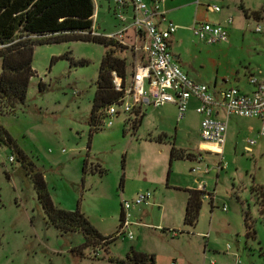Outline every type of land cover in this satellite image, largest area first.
<instances>
[{
  "label": "rangeland",
  "instance_id": "obj_1",
  "mask_svg": "<svg viewBox=\"0 0 264 264\" xmlns=\"http://www.w3.org/2000/svg\"><path fill=\"white\" fill-rule=\"evenodd\" d=\"M245 1L253 5L256 0ZM93 2L97 32H113L118 25L113 0ZM255 24H233L225 49H207L209 44L193 38L191 54L203 49L197 56L207 63L202 69L207 77L216 69L221 75L230 67H246L250 78L260 79L264 33L255 32ZM105 50L103 44L88 41L36 45L35 74L24 103L14 110L0 104V124L27 159L0 141V264H119L108 257L123 259L132 251L152 255L154 264H264V137H257L258 121L229 117L219 171L213 153H202L200 162L192 159L200 143L194 102L177 132L166 137L149 134L155 112L136 127L131 113L112 118L111 126L104 116L90 133L95 81ZM66 52L88 64L71 66L59 57ZM115 54L127 62V84L132 54L119 46ZM251 138L255 144L247 150ZM170 145L188 158L169 163ZM95 167L102 173L92 171ZM34 171L42 174L57 207L78 209L102 235H116L115 240L79 249L84 242L80 231L61 232L48 220L34 189ZM198 185L209 195L202 197L196 223L185 225V189ZM140 191H150L153 198L131 205L126 211L130 226L120 234L122 202H131Z\"/></svg>",
  "mask_w": 264,
  "mask_h": 264
},
{
  "label": "built area",
  "instance_id": "obj_2",
  "mask_svg": "<svg viewBox=\"0 0 264 264\" xmlns=\"http://www.w3.org/2000/svg\"><path fill=\"white\" fill-rule=\"evenodd\" d=\"M164 1L113 0L114 16L118 21L117 28L105 35L92 28L93 35L103 36L117 46L127 49L134 60L129 83L126 84L115 72L112 73L114 88L123 91V96L117 103L104 108L102 112L109 118L107 125L111 126L112 118L121 113L133 114L137 111V115L140 116L143 106L155 108L172 103L176 105L177 116L181 119L188 109L190 99L195 98L198 101L195 111L200 116V146L193 159L200 162L203 160L202 153H213L218 158L216 170L219 171L223 168L221 155L226 142L230 116L258 119L257 137H264V74L260 80L249 79V82L255 86V89L249 93L242 92L237 87H229L215 94L207 84L189 78L170 52V40L177 26L167 20L165 11L162 10ZM208 8L213 11L220 10L216 5ZM261 22L255 24V32L264 31V18ZM191 30L194 36L207 44L224 43L229 37L226 28L207 22L194 21ZM219 110L223 113L221 117L218 115ZM203 144L220 150L207 149ZM254 144L255 139H249L247 150H251ZM13 159L12 156L9 158L10 161ZM191 171L196 172V169L192 168ZM198 190L205 189L202 185H198ZM152 198L150 191H140L131 202L126 200L122 202L124 215L118 233H124L130 226L126 211L131 205L148 203ZM223 209L225 210L226 207L224 206ZM127 236L131 239L132 232L127 231Z\"/></svg>",
  "mask_w": 264,
  "mask_h": 264
},
{
  "label": "trees",
  "instance_id": "obj_3",
  "mask_svg": "<svg viewBox=\"0 0 264 264\" xmlns=\"http://www.w3.org/2000/svg\"><path fill=\"white\" fill-rule=\"evenodd\" d=\"M93 15V0H0V104L14 110L16 105L24 103L30 78L35 74L32 59L36 45L69 41L100 43L106 50L99 63L88 120L90 133L95 131L104 117L103 109L117 103L123 96V91L114 88L112 73L115 72L124 82L128 71L126 60L115 54L117 45L103 36L92 34ZM59 57L69 60L71 66L88 64L85 59L75 60L68 52ZM141 116L135 112L134 127L139 124ZM0 141L18 153L24 162L27 161L1 124ZM183 157L187 156L171 147L169 163L173 158ZM82 169L85 174L86 161ZM94 170L102 173L98 167ZM32 179L37 199L48 220L61 232L80 231L83 234L84 242L79 249L102 247V244L108 246L115 240L116 235H102L78 209L70 211L57 207L39 171L32 172ZM185 192L183 223L193 226L199 216L202 197L207 193L198 189H185ZM123 215L122 211L120 221ZM108 260L119 264H154L152 255L138 251H132L123 259L108 257Z\"/></svg>",
  "mask_w": 264,
  "mask_h": 264
},
{
  "label": "crops",
  "instance_id": "obj_4",
  "mask_svg": "<svg viewBox=\"0 0 264 264\" xmlns=\"http://www.w3.org/2000/svg\"><path fill=\"white\" fill-rule=\"evenodd\" d=\"M211 5L218 6L220 10L213 11L209 9L208 7ZM223 8L226 9V12L220 13ZM162 10L165 11L167 20L171 21L177 26L176 31L170 40V52L175 62L178 63V65L188 75L189 78L196 82L207 84L210 90L215 94L218 91L229 87H237L242 92L247 93L252 92L255 89V86L249 82L252 74L247 71L248 69L246 67L241 69L230 67L225 71V73H222L221 75L219 70L216 69V72L212 76L207 77V75L202 70L205 68L207 63L205 59H200V56H197L203 51V49H199L198 53L195 55L191 54V51H195V44L193 42V38L195 36L192 33L191 26L194 21L218 24L224 26V28H227L229 33V29L233 26V24L240 25L243 23L246 24L249 21H255L256 23L262 21L264 18V0H256L254 1L253 5H250V3L246 2L245 0H237L236 3L235 1L231 0H165L162 4ZM94 16L95 12L93 15V20ZM94 26L95 25L93 22L92 28L93 30L97 31V28ZM229 42L230 37H228L227 42L209 44V46H206L205 44L204 47L207 49H225L228 47ZM219 60L221 59L219 58ZM247 73L248 76H246ZM263 74L264 71L260 73V79L262 78ZM256 79L260 80L259 78ZM191 102L195 103V110L196 106L198 105V101L195 98H192L190 99L189 105ZM171 109L174 111L173 114L168 112ZM141 111L142 116L139 124L146 117H148L151 112L156 113L153 114V116H155V124L149 134L150 136L157 135L159 138L169 136V134L172 132L176 133L178 122L182 119L178 118L177 107L172 103L164 104L155 108L151 106H143ZM135 112L133 115H135ZM175 112L176 117L174 115ZM218 113L219 117L223 115L221 110H219ZM256 120L258 121L259 127V120ZM171 147H173V145H170V149ZM187 189H198V186L188 187Z\"/></svg>",
  "mask_w": 264,
  "mask_h": 264
},
{
  "label": "bare ground",
  "instance_id": "obj_5",
  "mask_svg": "<svg viewBox=\"0 0 264 264\" xmlns=\"http://www.w3.org/2000/svg\"><path fill=\"white\" fill-rule=\"evenodd\" d=\"M216 150H220L219 148H216Z\"/></svg>",
  "mask_w": 264,
  "mask_h": 264
}]
</instances>
